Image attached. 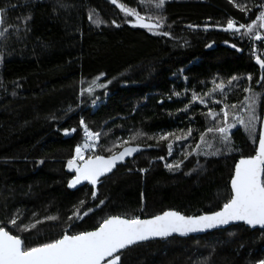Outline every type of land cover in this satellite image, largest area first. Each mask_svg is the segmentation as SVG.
Returning <instances> with one entry per match:
<instances>
[{
    "label": "trees",
    "instance_id": "16d2710c",
    "mask_svg": "<svg viewBox=\"0 0 264 264\" xmlns=\"http://www.w3.org/2000/svg\"><path fill=\"white\" fill-rule=\"evenodd\" d=\"M260 3L264 0H165L160 9L154 0H117L145 22L163 16L161 27L150 32L111 0H0L5 9L0 22L5 33L0 36V221L6 223L13 214L19 215L18 225L59 217L19 233L7 225L32 246L58 238L69 224L71 232L92 230L109 214L144 219L165 210L185 215L217 211L229 198L237 159L255 154L264 82L257 83L261 74L250 50L253 41L248 35L241 38L243 29L200 27H225L229 18L248 24ZM241 4L247 11L237 7ZM97 77L105 87L86 91ZM219 83L223 94L217 90L204 96ZM193 91L207 103L190 104ZM253 93L254 105L244 99ZM225 105L227 123L235 124L229 132L233 151L206 132L223 126L220 109ZM209 108L215 117L207 115ZM253 112L255 141L237 121H247ZM81 118L93 132L107 134L98 141V155L141 146L99 178L95 199L88 182L68 187L75 172L66 167L67 160L84 137ZM189 128L190 137L173 140L171 155L167 140L148 138L163 132L182 135ZM64 129L75 131L66 135ZM137 131L147 135L122 143ZM198 142L199 151L192 152ZM184 152L192 154L184 159ZM176 161H183L179 168L165 167ZM81 200L85 205L79 206ZM100 200L105 203L84 219L68 220L74 206L83 211ZM120 255L122 264H255L264 259V230L237 224L206 235L138 243Z\"/></svg>",
    "mask_w": 264,
    "mask_h": 264
},
{
    "label": "snow or ice",
    "instance_id": "6c2138e0",
    "mask_svg": "<svg viewBox=\"0 0 264 264\" xmlns=\"http://www.w3.org/2000/svg\"><path fill=\"white\" fill-rule=\"evenodd\" d=\"M232 2V0H230ZM113 5H117V0H111ZM156 8L162 9L165 4V0H154ZM121 11L126 15L130 14L135 17V24L140 27L148 29L152 32L158 30L164 22V17L157 15L155 23L145 22V17L140 13L123 4L117 5ZM242 11H247L245 5H237ZM264 9V4L260 6ZM5 9L0 8V14H3ZM91 18V17H90ZM27 19V17H25ZM153 17H148L151 21ZM259 21V23H258ZM102 23V21H96ZM133 21H129L132 23ZM115 24V21H112ZM219 26V25H217ZM208 25H205L207 28ZM241 33V38L244 35H248L256 41L264 43V35L261 30H264V10L260 11L256 15L255 19H252L248 24H237L233 18H229L226 21L225 31H233L234 33ZM5 33L0 32V36ZM164 36H169L170 33L164 32ZM236 47V45H232ZM251 54L256 60V63L261 69V78L257 80L260 84L264 82V59H261L257 55V50L253 45L251 47ZM101 76L104 74L101 73ZM237 77H231L230 80H236ZM248 79L252 77L249 74ZM99 77L93 79L86 91L93 92L95 88H103L104 84H100L97 81ZM224 84H215V87L208 93H204V96L213 95L217 90H220L223 94ZM85 91L84 89L81 90ZM244 91L250 92L248 87L244 88ZM179 96L180 93H173ZM255 93L252 97L245 96V101L251 99V103L255 104ZM199 101L200 104H206L207 101L203 96L199 95L195 91L192 92L190 104L195 101ZM95 103V101H93ZM219 103V101H217ZM189 105H185L187 110ZM229 107L225 105L220 109L223 113L224 124L223 126L217 125L213 128H207L206 132L212 133L213 138L220 142L224 149L233 151L231 148V138L229 135L230 129L235 127V124L227 123L229 113L225 109ZM235 108L236 105H231ZM251 111V109H250ZM207 115L215 117L217 113L212 108L208 109ZM257 119L254 112L250 115L249 119L245 121L242 117H237L239 124L244 125L247 130L250 139L256 140V129L254 121ZM80 125L83 128L84 137L83 142L78 143L74 148V154L67 160L66 167L69 171L74 170L75 175L71 176L68 180V187L73 188L80 185L82 182H88L92 186L91 197L95 199L97 197L96 185L101 176L111 172L116 166L118 161H123L125 157L132 156L140 150V144L135 146H125L122 151H112L111 149H101L102 151H112L110 155H98L95 153L97 149L98 141L101 135H107L106 133L93 132L83 118L80 120ZM75 131V129H72ZM183 133V130H180ZM65 134H69V129H64ZM192 129L189 128L187 133L182 135H175V133L163 132L162 134H154L149 139H157L158 141H168V153L172 154L173 140L182 141L190 137ZM146 133L137 131L132 134L129 140H125L123 144H129L130 140H136L139 136H146ZM120 138H117L119 141ZM200 141H205L204 133L200 134ZM151 147V145H148ZM211 146V145H209ZM115 147V144H114ZM201 147V143L198 142L197 146L192 149V152H198ZM91 151L92 155H85L86 152ZM219 149L216 153H219ZM191 152H184V159L190 156ZM159 159L164 160V157ZM183 161H176L174 163L165 164V167L169 170L179 168ZM145 171L144 169L140 170ZM105 203L104 200H100L99 205L95 207L86 208L81 211L79 206L85 205V201H79V206H74L75 211L68 217L69 221L82 220L90 213H93L96 208ZM19 211V210H18ZM35 216V213H33ZM57 216H45L41 220H33L28 224L20 223L18 214H13L10 219H7L6 223L0 221V264H122L120 250H125L129 246L135 245L137 242L145 241L153 237H167L172 233L187 234L193 231H200L204 229L213 228L218 225L228 224L230 221H244L249 226L259 225L264 227V127L259 130L258 133V146L255 147V154L249 156H241L235 163V169L231 175L230 180V195L229 198L219 207L217 211L204 212L200 215H184L179 211L165 210L156 215H152L149 218L141 219L139 216H132L131 218H125L124 215H105L98 223V226L92 230L71 232V224L63 230V233L58 238L49 240L47 242L38 243L35 245H28L21 235L13 234L8 229L7 225H12L16 231L23 232L29 229L36 228L37 224L43 221H56ZM71 232V234H69ZM255 264H264V259H259Z\"/></svg>",
    "mask_w": 264,
    "mask_h": 264
},
{
    "label": "water",
    "instance_id": "95a60500",
    "mask_svg": "<svg viewBox=\"0 0 264 264\" xmlns=\"http://www.w3.org/2000/svg\"><path fill=\"white\" fill-rule=\"evenodd\" d=\"M225 27H221V26H208L207 28H205V26H201L200 29H206V30H211V29H214V30H224ZM264 35V34H263ZM261 59H264L261 57ZM254 62L255 64L259 67L260 69V66L256 63V60L254 59ZM260 74H261V69H260ZM260 78H261V75H260ZM261 84V83H260ZM258 84V85H260ZM264 127V116H263V120H262V123H261V127L260 129ZM258 146V144H257ZM240 158L237 159V161L239 160ZM234 169H235V166H234ZM177 211V210H175ZM180 212V211H179ZM182 213V212H181ZM183 214V213H182ZM185 215V214H184ZM127 218V217H125ZM145 219V218H144ZM237 224H244L245 226L251 228V229H263L264 230V227H261L259 225H255V226H249L247 225L244 221H230L228 224H224V225H218V226H215L213 228H209V229H204V230H200V231H193V232H189L187 234H180V233H172L170 234L169 236L167 237H153V238H150L148 240H145V241H141V242H137L136 244L138 243H142V242H146V241H151V240H161V239H167V238H170V237H173V236H179V237H189V236H198V235H206V234H209V233H213L217 230H221V229H225L229 226H232V225H237ZM135 244V245H136ZM134 246V245H133ZM131 247V246H129ZM128 247V248H129ZM123 250H120V252H122Z\"/></svg>",
    "mask_w": 264,
    "mask_h": 264
},
{
    "label": "rangeland",
    "instance_id": "374dc122",
    "mask_svg": "<svg viewBox=\"0 0 264 264\" xmlns=\"http://www.w3.org/2000/svg\"><path fill=\"white\" fill-rule=\"evenodd\" d=\"M264 4V3H263ZM262 4L260 3V4H257L256 6H255V8H257L258 9V12H257V15L259 14V12L262 10V8L260 7ZM1 18H2V14H0V22H1ZM235 21V20H234ZM236 22V21H235ZM259 22V21H258ZM264 31V30H263ZM251 40L253 41V43H252V46L254 45L255 47H256V50H257V55H263L264 56V46L262 47L261 46V44H260V42L259 41H256L255 39H254V35H253V37L251 38ZM234 128H232V129H230V131H232ZM229 131V132H230ZM73 134V131L72 130H69V134H66V135H72Z\"/></svg>",
    "mask_w": 264,
    "mask_h": 264
},
{
    "label": "built area",
    "instance_id": "2783aa9c",
    "mask_svg": "<svg viewBox=\"0 0 264 264\" xmlns=\"http://www.w3.org/2000/svg\"><path fill=\"white\" fill-rule=\"evenodd\" d=\"M262 10H264V9H262ZM262 10H261V11H262ZM255 48H256V47H255ZM87 153H88V152H86L85 155H86Z\"/></svg>",
    "mask_w": 264,
    "mask_h": 264
}]
</instances>
